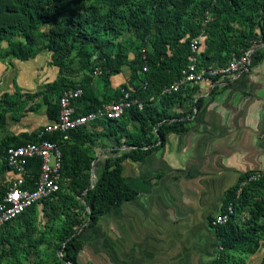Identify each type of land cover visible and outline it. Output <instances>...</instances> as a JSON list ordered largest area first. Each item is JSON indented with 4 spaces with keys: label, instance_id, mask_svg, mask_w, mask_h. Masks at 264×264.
Here are the masks:
<instances>
[{
    "label": "trees",
    "instance_id": "16d2710c",
    "mask_svg": "<svg viewBox=\"0 0 264 264\" xmlns=\"http://www.w3.org/2000/svg\"><path fill=\"white\" fill-rule=\"evenodd\" d=\"M125 29H131L140 47H145V54L143 49L139 50L131 61L121 45L115 43ZM195 37H201L204 47L199 54L202 65L228 64L254 44L264 43V0H0V61L10 57L26 62L46 50L51 53L50 64L59 70L58 79L46 91L24 96L14 82L15 92L0 97L2 157L10 146L38 141V130L1 137L6 115L19 120L44 106L47 118L55 120L59 98L68 90L82 91V96L73 103V107L75 103L84 105L82 114L118 101L123 91H130L131 98L142 104V109L137 106L125 109L119 120H101L77 127L66 135L54 133L44 137L55 142L62 153L60 189L42 202L49 209V225L33 236L37 231V207L33 206L2 226L0 245H6L7 249L0 252V264L3 260L6 264H77L81 249L78 229L85 222L93 225L99 216L137 199L138 193L122 175V163L127 159L142 160L163 147L168 133L186 131V118L192 113L170 115L169 109L175 103L182 104L187 97L183 98L181 93L162 95V90L187 64L189 44ZM254 58V64L261 63L264 50L257 49ZM76 60L80 67L74 69ZM124 65L129 67L128 81L111 96L104 93L96 97L90 87L91 77L79 84L70 80L79 72L92 74L99 67L103 86L107 88L110 78L120 74ZM144 65L146 72H142ZM193 92L194 89L189 90V94ZM200 103L197 100L193 105L199 109ZM131 121L139 125L130 127ZM108 138L114 139L117 148L105 158L91 187L90 173L96 158L94 144ZM123 144L127 149L121 153ZM39 165V160L29 162L31 176H37ZM4 171L2 159L0 175ZM256 174L258 179L248 181ZM62 188H68L70 206L82 209L86 220L82 221L75 212L57 211L55 202ZM4 190L0 186V197ZM229 206L233 211L229 221L213 226L220 248L213 264H244V259L259 249V241L264 239V173L241 176L226 194L222 211ZM51 248L58 253L57 257L48 255Z\"/></svg>",
    "mask_w": 264,
    "mask_h": 264
},
{
    "label": "crops",
    "instance_id": "0c3cea01",
    "mask_svg": "<svg viewBox=\"0 0 264 264\" xmlns=\"http://www.w3.org/2000/svg\"><path fill=\"white\" fill-rule=\"evenodd\" d=\"M259 49L264 50V45L259 44ZM133 58L128 56L129 61ZM50 63L51 53L46 50L26 62L10 57L0 61V97L15 92L14 82L24 96L46 91L59 77L58 68ZM254 63L255 58L247 75L204 81L181 94L187 100L175 103L169 114L192 113L186 118V131L168 133L162 148L142 160L122 163V175L138 193L137 199L78 229L81 249L77 264L214 263L220 248L212 218L222 212L226 194L241 176L264 173V58ZM72 67L77 69L80 64ZM122 68L110 78L107 88L100 77H91L96 97L111 96L127 83L130 71L122 75ZM80 73L70 80L79 84L74 78ZM197 100L201 101L199 109L193 105ZM74 108L81 113L85 107L75 103ZM5 119L8 136L35 133L51 121L44 106L19 120L11 114ZM138 125L129 123L130 127ZM94 146L91 178L100 174L105 158L117 148L113 138ZM126 149L123 144L121 153ZM2 159L4 163V156ZM11 177L5 169L0 186L5 188ZM244 262L264 264V239Z\"/></svg>",
    "mask_w": 264,
    "mask_h": 264
},
{
    "label": "built area",
    "instance_id": "2783aa9c",
    "mask_svg": "<svg viewBox=\"0 0 264 264\" xmlns=\"http://www.w3.org/2000/svg\"><path fill=\"white\" fill-rule=\"evenodd\" d=\"M207 20H203V25ZM264 45V43H260ZM190 55L188 62L181 69L179 76L162 90V95L181 93L204 81L217 79L234 80L239 76L250 73L259 44H254L242 55L234 57L224 66H205L199 62L202 51L201 37H195L189 44ZM143 55L145 50H142ZM96 59L95 56H93ZM144 58V56H143ZM147 71L144 65L142 72ZM101 70L96 67L91 77H100ZM143 88L147 86L142 83ZM118 101H111L88 114L77 113L73 103L82 96L80 89L68 90L59 98V112L55 120H51L41 129H38L37 142H28L20 146H10L4 153L5 169L12 175L8 179L4 192L0 197V228L17 219L27 209L42 205L43 200L50 198L60 189L62 153L59 146L46 140L44 137L54 133L67 134L69 131L84 125L96 123L101 120H119L125 109L137 106L142 109V104L136 98H131L130 91H123ZM39 160V171L36 177L31 176L28 170L30 161ZM259 175L251 176L248 181L258 179ZM246 183H242L241 187ZM240 193V189L237 195ZM233 214L231 206L226 211L215 215L211 220L212 226L226 224ZM61 257L62 254H59ZM69 264V263H65Z\"/></svg>",
    "mask_w": 264,
    "mask_h": 264
},
{
    "label": "rangeland",
    "instance_id": "374dc122",
    "mask_svg": "<svg viewBox=\"0 0 264 264\" xmlns=\"http://www.w3.org/2000/svg\"><path fill=\"white\" fill-rule=\"evenodd\" d=\"M143 1V0H140ZM115 43H118L119 45H121V47L123 48V52L126 53L129 57L135 56V54H137L139 52V50H142L145 47H140V42L136 36V34L131 30V29H125L122 32V35L115 41ZM202 50H204V47H202ZM74 67H79V63L78 60H76L73 63ZM128 66L126 65L125 67L122 68V75L125 74L128 71ZM91 77V73H86L84 71H82L80 74L75 76V80L76 82H80V80L85 79L88 80V78ZM80 79V80H79ZM78 82V83H79ZM6 132V131H5ZM5 132L3 131L1 134V137L3 135H5ZM2 153L0 152V165L2 163ZM91 175V173H90ZM91 177V176H90ZM1 185V184H0ZM74 196V195H73ZM74 199H78V198H74ZM72 202V199L69 195L68 192V188H62V193L61 196L58 197V200L56 203L57 206V211L58 212H75V214L78 215V217H80L82 219V221L86 220V216H85V212L80 209V208H75L74 206H70V203ZM48 214H49V209H45V207L43 205L37 207V218H36V227H37V231L36 233H34L33 236L36 237L37 232H41L45 229L46 224H48ZM44 245L41 246V249H44ZM4 249H7L6 245H0V252L4 251ZM48 255L50 257H57L58 253H54L53 248L48 250ZM34 259V256L31 255L29 257L30 262H32ZM2 264H6V260H3Z\"/></svg>",
    "mask_w": 264,
    "mask_h": 264
},
{
    "label": "water",
    "instance_id": "95a60500",
    "mask_svg": "<svg viewBox=\"0 0 264 264\" xmlns=\"http://www.w3.org/2000/svg\"><path fill=\"white\" fill-rule=\"evenodd\" d=\"M94 182H95V176H94V174H92V178H91V187L93 186Z\"/></svg>",
    "mask_w": 264,
    "mask_h": 264
},
{
    "label": "bare ground",
    "instance_id": "6f19581e",
    "mask_svg": "<svg viewBox=\"0 0 264 264\" xmlns=\"http://www.w3.org/2000/svg\"><path fill=\"white\" fill-rule=\"evenodd\" d=\"M240 56V55H239Z\"/></svg>",
    "mask_w": 264,
    "mask_h": 264
}]
</instances>
